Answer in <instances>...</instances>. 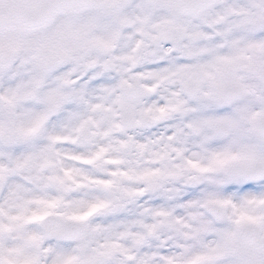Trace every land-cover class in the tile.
Returning a JSON list of instances; mask_svg holds the SVG:
<instances>
[{"label":"snow or ice","instance_id":"obj_1","mask_svg":"<svg viewBox=\"0 0 264 264\" xmlns=\"http://www.w3.org/2000/svg\"><path fill=\"white\" fill-rule=\"evenodd\" d=\"M0 264H264V0H0Z\"/></svg>","mask_w":264,"mask_h":264}]
</instances>
